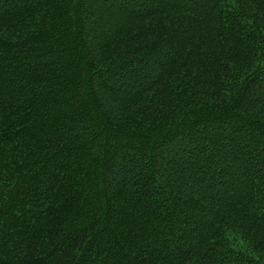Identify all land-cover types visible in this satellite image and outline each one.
<instances>
[{
  "label": "trees",
  "instance_id": "16d2710c",
  "mask_svg": "<svg viewBox=\"0 0 264 264\" xmlns=\"http://www.w3.org/2000/svg\"><path fill=\"white\" fill-rule=\"evenodd\" d=\"M0 264H264V0H0Z\"/></svg>",
  "mask_w": 264,
  "mask_h": 264
}]
</instances>
